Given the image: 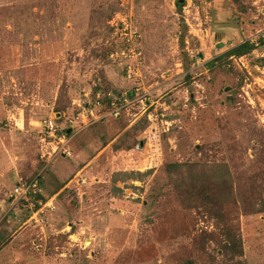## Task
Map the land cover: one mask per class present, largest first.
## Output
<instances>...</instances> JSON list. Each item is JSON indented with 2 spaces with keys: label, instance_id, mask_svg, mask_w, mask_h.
Here are the masks:
<instances>
[{
  "label": "rangeland",
  "instance_id": "374dc122",
  "mask_svg": "<svg viewBox=\"0 0 264 264\" xmlns=\"http://www.w3.org/2000/svg\"><path fill=\"white\" fill-rule=\"evenodd\" d=\"M260 58L264 0H0V264H264Z\"/></svg>",
  "mask_w": 264,
  "mask_h": 264
},
{
  "label": "trees",
  "instance_id": "16d2710c",
  "mask_svg": "<svg viewBox=\"0 0 264 264\" xmlns=\"http://www.w3.org/2000/svg\"><path fill=\"white\" fill-rule=\"evenodd\" d=\"M178 8L181 5L180 3H177ZM180 44L182 45V39L180 37ZM254 48V44L246 41H243L235 46H232L228 52L227 55H233V56H241L248 54L252 49ZM261 62L264 61V58H260ZM128 95H130V92H128ZM104 105H108V98L103 96L102 99ZM66 131V129H65ZM223 171L221 169H212V173L215 175V178L225 180L227 179L226 176H228V173L225 169V166L223 165ZM167 171H172L175 174L174 179L179 180L184 186L185 189H187L190 194H192V190L195 188V194L202 195L205 192L204 188V178L206 177V171H203L201 169L197 170L196 165L194 164H185V163H168L166 165ZM227 184H224L226 187L224 191L221 192V200L226 201L233 198V189L230 185L229 180H225ZM197 195V196H198ZM195 196V195H193ZM204 198V194H203ZM212 199H205L206 202H209L213 199H217V195H212ZM225 238L223 241V253L225 255H228L229 259H233L236 256H240L242 253L241 245H240V239L237 237V235H234L230 231L225 232ZM180 264H194V262L189 259L185 258L183 259Z\"/></svg>",
  "mask_w": 264,
  "mask_h": 264
},
{
  "label": "built area",
  "instance_id": "2783aa9c",
  "mask_svg": "<svg viewBox=\"0 0 264 264\" xmlns=\"http://www.w3.org/2000/svg\"><path fill=\"white\" fill-rule=\"evenodd\" d=\"M263 35V34H262ZM126 77H129L131 73V69H129L128 66H126ZM110 94L107 93V98H108V106L110 107L109 112L106 114H109L110 116H117L119 114V107L116 105V101L112 98L109 97ZM106 97V96H105ZM99 98V97H97ZM103 99V98H102ZM102 100H96V104L100 106ZM89 114L91 113V110L88 109ZM91 115V114H90ZM56 131V127H54L52 120L47 119L45 121V132H47V136L54 134ZM54 136V135H53ZM38 190L37 187V180L36 178H32L28 180L27 182H22L20 184H17L13 187V195L17 197H24L26 198L29 194L35 193Z\"/></svg>",
  "mask_w": 264,
  "mask_h": 264
}]
</instances>
